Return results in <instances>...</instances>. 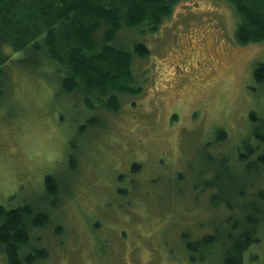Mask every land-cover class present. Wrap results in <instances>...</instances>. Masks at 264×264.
Wrapping results in <instances>:
<instances>
[{
  "label": "rangeland",
  "instance_id": "obj_1",
  "mask_svg": "<svg viewBox=\"0 0 264 264\" xmlns=\"http://www.w3.org/2000/svg\"><path fill=\"white\" fill-rule=\"evenodd\" d=\"M171 7L156 29L118 33L127 49L136 41L149 49L133 57L135 78L119 81L137 88L133 94L115 87L78 99L77 92L58 89L51 64L34 65L37 57L26 63L18 52L6 62L0 205L26 203L49 213L46 225L30 231L33 247L48 249L34 264H222L216 240L218 231L237 232L230 228L240 218L237 190L264 199V171L246 176L237 157L250 111H264V82L253 79L254 66L264 60V31L245 22L254 38L239 41V16L228 0H178ZM221 135L227 138L218 142ZM200 151L245 173L223 178L230 181L221 185L229 197L221 204L214 167L202 171ZM181 164L188 177L181 189L168 176L155 177ZM47 174L60 183L55 194L46 189ZM249 183L255 185L247 190ZM173 191L181 196L168 198ZM247 193L244 202L253 206ZM259 221L264 224V215ZM262 226L250 233L243 264H264ZM211 234L214 239L199 245L200 236ZM0 264H6L4 252Z\"/></svg>",
  "mask_w": 264,
  "mask_h": 264
},
{
  "label": "trees",
  "instance_id": "obj_2",
  "mask_svg": "<svg viewBox=\"0 0 264 264\" xmlns=\"http://www.w3.org/2000/svg\"><path fill=\"white\" fill-rule=\"evenodd\" d=\"M177 1L0 0V95L4 91L3 69L14 52L21 54L20 58L26 63H31L34 60L33 57H37L33 61L34 65L45 62L54 66L56 70L53 76L58 89L69 93L75 91L78 99L97 92L106 94L115 87L119 92L129 90L131 91L129 93L133 94L137 88L122 86L119 81L135 78L132 72L133 57L147 56L149 49L144 42H135V38L131 35L130 40L135 44L133 48L127 49L128 43L122 42L118 38V33L121 30H128L132 33V28H135L138 34H144L146 30L156 29L161 20L159 16L168 14L171 6ZM228 1L234 5L235 14L239 16L236 30L239 41L244 42L247 37L254 38L253 35L248 36L247 32L255 31L244 29L245 22L255 25L259 31H264V0ZM137 27L140 29L136 30ZM130 40H128L129 43ZM260 40H264V35H260ZM253 69V79L258 84L263 83L264 60L259 61ZM249 119V129L237 150V153L239 152L237 157L243 161L248 171L246 174L243 171H237L236 167L231 165L230 168H223L222 163H217L212 158L207 159L203 156L205 152H200V157L202 160L205 159L207 166L203 167L202 171L212 172V167H214L215 181L218 182H213L212 185L216 184V190H221L220 200H217L219 204L229 197L225 194L228 192L227 189L223 188L226 192H222L221 185L222 182H230L223 180L225 177L231 178L230 171L236 175L243 172L246 176H252L254 168L259 169V175H262L264 171V111L258 114L251 110ZM79 130L81 131V128ZM218 138L222 141L227 137L221 135ZM133 167L136 168V166ZM197 177V179L193 178L191 183L199 185L200 177L198 175ZM241 177L240 180L243 179V176ZM44 178L46 189L49 193L55 194L60 185L56 177L47 174ZM208 182L209 185L212 181L208 179ZM253 185L255 184L249 183L247 190L253 189ZM178 192L179 190L176 191ZM176 193L168 192V198H176ZM236 193L235 197L239 199V205L234 208L240 213V218L232 222L233 226L231 224L230 228L237 232L227 236L223 234L224 231H218V235L222 237L218 242L219 236L217 235L216 240L217 244L223 248V251L220 250V256L223 258L222 264H243L242 255L252 243L250 233L253 232L255 225L260 224V228L264 225L259 221L264 215V199L257 198L254 192H245L249 194V197H254L256 203H251L252 206L249 204L251 199L244 202L247 197L244 192L243 194L237 190ZM49 218L47 211H38L26 203L12 207L0 205V253L4 252L6 264H34L47 257L48 249L42 246L33 247L32 240L34 239L30 231L37 226L46 225ZM200 237L199 245L208 243L215 236L211 234Z\"/></svg>",
  "mask_w": 264,
  "mask_h": 264
},
{
  "label": "flooded vegetation",
  "instance_id": "obj_3",
  "mask_svg": "<svg viewBox=\"0 0 264 264\" xmlns=\"http://www.w3.org/2000/svg\"><path fill=\"white\" fill-rule=\"evenodd\" d=\"M207 139L208 138H206L205 139V142L207 141ZM216 140L218 141V142H220V140H219V138H216ZM218 142H217V144H218ZM201 144H203L204 143V141H201L200 142ZM237 150H239V147L237 146ZM201 152V151H200ZM200 152H199V154H200ZM239 153V152H238ZM237 153V154H238ZM175 158H178V159H180V156H178V157H175ZM188 159V158H187ZM188 165H189V163H188V160H187V164H186V167H188ZM160 166H163L162 164H160ZM186 167L184 166V164H181V168L179 167V166H174V168L173 169H175V173H172V172H170V170L168 169V172H164V173H161V174H158V175H156L155 177H157V178H159V176L160 177H162V176H168V180L169 181H171L172 183H175V184H177L178 185V187H184L183 185L184 184H187V182H185L184 180H182V179H184V178H187V181H188V177H187V175H185V169H186ZM185 168V169H184ZM167 180V179H166ZM163 182H165V181H161V182H159V185H158V187H162V185H161V183H163ZM206 182V185H208V181H205ZM193 184V183H192ZM197 184L196 183H194L192 186H196ZM120 190L122 189V187L121 188H119ZM119 190V191H120ZM123 192H125V189L123 188V190H122ZM122 193V192H121Z\"/></svg>",
  "mask_w": 264,
  "mask_h": 264
}]
</instances>
